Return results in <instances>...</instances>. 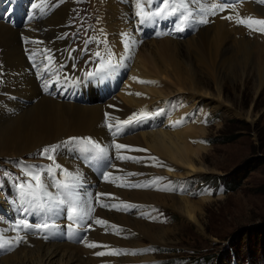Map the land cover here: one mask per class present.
Masks as SVG:
<instances>
[{
    "label": "bare ground",
    "instance_id": "bare-ground-1",
    "mask_svg": "<svg viewBox=\"0 0 264 264\" xmlns=\"http://www.w3.org/2000/svg\"><path fill=\"white\" fill-rule=\"evenodd\" d=\"M96 1L99 10V24L96 27L102 42L100 50L108 58L104 65L113 70L127 64V74L120 87L115 85L113 78L108 81L111 91L102 89L97 80H105L100 71L88 76L76 57L67 51L65 45L68 40L62 33L67 30L65 23L68 22L72 6L69 2L53 6L55 1L49 0V6L44 7L40 0H36L39 7L45 8L36 21L33 2L0 0V12L3 7L10 5L9 10L4 11L5 15L0 17V62L9 75L0 104V159L29 155L35 149L59 139L93 138L105 150H112L111 155L115 159L113 170L122 174L117 180L106 181L105 192L99 195L103 182L95 179L83 167L75 145L72 146V155L64 149L57 150L55 164L64 168L61 174L64 180L61 178V183L66 181L70 185L68 195L62 192L60 197L57 193L60 200L68 205L75 199L77 207L93 209L107 224L95 223L90 213V221L86 222L90 223L87 226L90 232L87 231L86 236L84 228L80 233L73 232L77 221L83 226L84 220L88 219L70 221L65 203L62 209L66 213L57 208V201L51 198V213L54 212V216L52 214L50 225H55L51 228L63 231L64 235L57 231L51 235L54 230H50L47 236L45 230H40L34 238L14 229L8 220L14 223L17 214L0 195V233L6 234L4 248L16 251L2 258L0 264H106L114 263L113 260L120 257L123 262H133L130 257L140 246V238L151 243H163L173 231L170 227H164L165 223L163 226L151 223L149 206L154 203L168 206L183 219L196 223V213L201 211L205 201L211 199L207 194L193 201L185 194L164 196L144 191L140 189L145 184L144 175L141 174L146 167L147 173H150L149 167L160 162L165 164L166 170L159 174L170 175L180 168L183 170L181 174L172 175L178 178L202 176L206 173L203 162L208 148L202 145L201 138L206 135V129L202 127L203 114L195 109L196 103L203 100L212 106L213 111L225 108L231 114L234 104L224 94L227 81L231 84L243 83L246 74L255 70L260 85L263 83L261 58L258 57L259 62L254 65L253 40L244 36L249 29L236 25L237 14L257 19H260L259 15L261 18L264 16V6L256 4L254 0L231 4L229 8L217 10L215 14L206 13L205 10L210 3L224 4L225 0H184V9L190 14L188 19L194 20L193 24H185L184 27L192 34H184L179 30L171 37L163 38L147 34L148 28L141 25L145 22L141 23L136 16L137 0ZM141 3L146 10L153 11L156 2L141 0ZM205 15L208 22L199 23ZM171 16L153 17L148 21L163 24V20ZM228 16L232 19L223 18ZM174 22L171 27L176 28L177 25L178 28L180 24L177 16ZM44 56L48 57L47 62L50 63L48 72L41 73L42 66H38L34 72L28 60L37 63ZM49 75L61 78L52 80L47 77ZM118 75V72L113 73V77ZM208 81L212 83L211 87L207 86ZM178 99H183L181 105ZM140 110L147 112L152 119L126 126L116 135L113 134L115 127L110 131L105 123L106 113L108 123L116 125L118 121ZM194 114L201 127L192 125L190 120H194ZM159 115L164 116L159 118ZM194 141L197 146H192ZM116 143L128 147L117 150ZM118 157L128 159L119 160ZM46 180L44 176L42 181ZM121 184L125 186H118ZM80 188L83 193L79 192ZM23 202L27 208L21 205ZM121 202L131 207L124 208ZM19 203L23 213L26 211L31 218L38 217L29 208L27 199H19ZM101 204L109 207H101ZM112 205L119 206L120 210ZM112 225L117 228H112ZM98 241L104 242L107 247L86 246L87 242ZM31 242L33 248H25ZM85 247L91 251L85 250ZM112 249L122 251L112 258L108 254ZM97 252L106 254L98 256L95 254Z\"/></svg>",
    "mask_w": 264,
    "mask_h": 264
},
{
    "label": "rangeland",
    "instance_id": "rangeland-1",
    "mask_svg": "<svg viewBox=\"0 0 264 264\" xmlns=\"http://www.w3.org/2000/svg\"><path fill=\"white\" fill-rule=\"evenodd\" d=\"M35 1L36 0H28V3L32 4V2L35 3ZM54 1L55 2L52 4L53 6H62L68 2L72 5L68 22H66L71 23L72 28L66 25L67 30L64 32V34L68 35L66 39H72L76 31H79V27L82 26L87 30L89 35L93 37V41L96 44L101 42L98 40V32L92 30L95 25L97 26L99 24V10L96 7V0ZM241 2L245 1L242 0ZM254 2L264 6L263 0H254ZM9 8L10 5L3 7L0 12V17L4 16V11L6 9L9 10ZM156 9L157 8L154 7V10ZM184 10L189 16V11H187V9ZM35 13L37 15H35L37 17V19L36 17L35 19L38 21L42 15L39 11V7L35 9ZM258 17L264 19V16L261 18L259 15ZM179 18L180 16H177L178 22L180 21ZM95 19H97V23ZM193 21V19H187L184 22L182 30L184 34H192V31L184 26L185 24H193ZM236 25L238 27H245L237 22ZM203 26H205V24H203ZM186 28L188 30H185ZM250 32V30L247 31V33L245 32L244 36H246L245 38L248 37L247 39L250 41L253 40L251 43L253 42L252 48L255 50L253 57L254 65L258 64L259 61H257V59L259 57L262 62L260 64L264 68V33L257 31ZM251 35H253V38ZM99 37L101 38V34H99ZM250 71L251 72H248L244 77L243 83L236 82L231 84V82L227 81L225 84L224 94L228 100L234 104V112L231 114H229L225 108L213 111L212 106L207 105L203 100L197 102L195 105L196 111L203 114L202 127L206 129V135L201 138L203 142L202 145L208 148L207 152L204 153L203 162L206 173L199 177L190 176L178 178L172 174L178 176L183 170L176 168L170 175L159 174L158 172L166 170V166L164 163L158 162L157 164H153L152 167H149L151 169L150 173H147L146 167L141 174L144 175L145 184L142 185L140 189L144 191L156 192L164 196L185 194L187 198L193 201H197L201 195L207 194L208 198L211 199L205 201L201 207V211L196 213V223L190 219H183L178 213L171 211L168 206L161 203L150 204L151 223L161 226L165 223L164 227H170L173 230L165 237L163 241L164 244L151 243L140 238V246L136 247L135 252L130 257L133 262H123L120 257L119 259L121 261L119 259H114V263L106 262V264H194L195 262H197L196 264H204L205 262L202 259L204 256L214 257L212 264H220V261L229 264L228 258L225 259V255L223 256L224 258H221V256L223 252L230 247L234 248L235 254L240 256L242 260L247 256L257 259L264 258V194L259 191L260 185L264 184V80L262 85H260L256 71ZM0 72L1 104L9 78L1 62ZM207 86L211 87L212 83H207ZM178 100L181 105L183 99ZM210 109L213 112L210 111ZM193 118L194 120H190L192 125L201 127L197 122L195 114L192 119ZM147 119H152V117ZM227 134H230V136H226ZM227 137H234V139L227 141ZM67 140L69 141V138L59 139L52 144L49 143L42 148L35 149L26 156L15 157L13 159H0V195L3 199L6 198L4 201L6 202L7 200L11 206H14L13 199L19 194L17 185L28 180L26 172L29 170L38 171L41 175V179L44 177L43 175L47 178L53 175L52 178L56 180L55 174L58 171L62 173L64 168L56 166L54 157L56 151L62 149L63 143L66 144ZM193 144L192 146H197L195 141ZM50 145H58L55 151H50L48 153V155L53 157L51 160L48 159L47 155H41L44 147ZM141 175L139 183L141 181ZM224 179L231 187V190L228 192L224 191V186L222 184ZM62 180H64V178H62ZM120 183L121 181L119 184ZM102 184V192H100L99 195H101L103 191L105 192L106 183L103 182ZM43 185L44 191L41 192L40 196L35 200L39 203L41 209L32 208L29 203V208L32 212L38 214L37 218H31L34 222V224H32L33 226L35 224L44 223L42 219L45 217L51 216L53 218L54 216V212L45 214V210H42L47 207L46 211H49V201L45 192L49 194L50 199L54 198L53 201L60 200L57 191L53 188L49 180L43 181ZM62 192L68 195L67 190L64 188ZM79 192L83 193V189L80 188ZM24 204L25 202L21 205L25 206ZM6 205H8L7 202ZM19 206L20 203L18 204V208ZM56 207L61 208L62 211L64 210L62 209V204L58 203ZM87 208L89 207H86L84 210ZM52 211L53 206L51 204V212ZM91 214L93 216V221H96V219L101 220L97 212L91 211ZM20 215V213H17L14 221L15 225H17L16 220H18L17 218L20 217ZM89 218L90 214L84 216V219L88 220H84L85 224L83 226H81L80 221H77V228L74 227L73 232L80 233L83 231V228L90 232V230L87 229L90 223H86L90 221ZM50 224L51 222L49 225ZM34 228L35 227L27 230L25 229L23 232L21 229H14H17V232H22L35 238L40 230ZM79 228L82 229L79 231ZM28 230L29 233H27ZM44 230L46 231L45 234H48L50 230L51 232L54 230L52 233L50 232L51 235L56 233L64 235L63 231L51 227L50 229L48 228L49 231L47 229ZM44 230L41 231L44 232ZM82 237L83 234L81 238ZM4 240L6 241V234L2 232L0 233V242H5ZM32 243L33 242L27 244L25 248H33ZM95 243L104 244L102 241ZM84 249L89 252L91 251L87 247ZM12 252L15 253L16 251H8L5 250L4 247H0V260L6 257V255L9 256L13 254ZM111 255L113 258V254ZM216 256L220 258L217 262L215 260ZM240 257L239 259L237 257L232 258L231 264H241ZM96 263L100 264V262Z\"/></svg>",
    "mask_w": 264,
    "mask_h": 264
},
{
    "label": "snow or ice",
    "instance_id": "snow-or-ice-1",
    "mask_svg": "<svg viewBox=\"0 0 264 264\" xmlns=\"http://www.w3.org/2000/svg\"><path fill=\"white\" fill-rule=\"evenodd\" d=\"M40 4L44 5V7H48L49 6V0H40ZM39 7V5L37 3H33L32 4V8L35 10ZM44 7H39V10L41 13L44 12ZM136 7H137V11H136V16L139 18L141 23H144L148 20H151L153 17H161L164 16L166 18L167 15H176L181 9L185 8V2L184 0H163L162 6L157 8L155 11H150V10H146L144 5L141 3V0H137L136 3ZM230 5L227 4H221V3H210L209 7L205 10L206 13H211V14H215L217 10L219 11H224L225 9L229 8ZM226 19H232L231 16L228 17H223ZM31 19V17H30ZM188 19V15H181L179 24L180 26L178 27V30L182 31L183 30V25L184 22ZM199 23H207L208 20L206 18V15L201 18L199 21ZM236 22L238 24H242L245 27H247L250 31H257V32H261L264 33V19H257L254 18L252 16H247V17H239L237 16L236 18ZM25 42H27V39L25 40ZM97 56L100 55L99 52L96 53ZM110 56L111 54H109V63H110ZM31 58V57H30ZM103 69H98L97 71H101ZM89 76L94 75V73H88ZM133 79H136L135 77H133ZM141 83H155L152 81H140ZM136 95H140L139 93H137ZM106 116V125L109 128V130L111 131L113 127H115V133H113L114 135L122 132L124 130V127L132 125L133 123H137L140 122L144 119H147L149 114L147 112H145L144 110H140L139 112H134L132 115H130L127 119L123 120V121H118L116 125H113L111 123H108L107 120V116L108 114H105ZM80 140L83 142V144L87 145V146H91L92 149L97 150L99 153H103L104 149L100 148V146L95 143L91 138H69V142L71 141H77ZM56 145H50L45 147L42 150L41 155H47L48 159H53V157L51 155H48V153L50 151H55L56 149ZM128 146L124 145V144H119L116 143L115 144V148L117 150L119 149H124ZM87 150V149H85ZM139 150V149H138ZM142 151V150H139ZM121 159H128L127 157H118ZM26 175L28 176V180L26 182H22L20 184L17 185L18 189H19V193H20V198L23 200L25 198H29L31 200H36L39 196L40 193L44 191V185H43V181L41 179V175L38 171H34V170H29L28 172H26ZM109 173L105 172L104 173V178L107 180L109 178ZM129 175H135L133 173H130ZM73 179H76L77 177H72ZM118 186H125L123 184L118 185ZM132 186H140V185H132ZM60 187L64 188L65 190H68L70 188V185L67 183H63L60 185ZM57 203L59 204H64L65 201L64 200H57ZM123 204L124 208H128L131 207V205H128L126 202H121ZM101 207H109V205H105V204H101ZM111 207L116 208V210H120V207L117 205H112ZM91 211H93V209L91 208H87L86 210L80 209L79 207L76 206V201L72 200L69 202L68 204V208H67V212H68V219L70 221H77V220H82L84 218V216H87L91 213ZM95 223L100 224V225H104L107 224V221H103L100 219H96ZM17 227H22L24 229H29L32 227H35L36 229L39 230H44V229H48L50 227H55V225H49L48 223H41V224H35L34 226L29 224L27 221L25 220H20L17 222ZM71 225H69V228L71 229ZM112 228L116 229L117 226L116 225H112ZM117 234H119V232L117 231ZM47 238V237H45ZM18 239H23V237H19ZM6 242H0V247H4ZM87 247H107L106 245H97L94 242L91 243H87L86 244ZM122 250H117V249H112L110 253L108 254H120ZM96 255H105L106 253L104 252H97L95 253Z\"/></svg>",
    "mask_w": 264,
    "mask_h": 264
},
{
    "label": "trees",
    "instance_id": "trees-1",
    "mask_svg": "<svg viewBox=\"0 0 264 264\" xmlns=\"http://www.w3.org/2000/svg\"><path fill=\"white\" fill-rule=\"evenodd\" d=\"M226 134V133H225ZM226 136H230V134H227ZM234 137H227V141H231L233 140ZM222 183L224 184V187H225V191L228 192L231 190V187L229 185V183L224 179L222 181ZM259 191L261 193L264 194V184L260 185L259 187ZM225 255V259L228 258V262L229 264H231V260H232V256H234L235 258L237 257L239 259L240 256H237L234 252V248L233 247H230L228 248L225 252H223L221 258H224L223 256ZM213 258L212 256H204L202 259L204 260V264H212L213 263ZM220 258L218 256L215 257V260L216 262L219 260ZM224 259V260H225ZM240 261H241V264H264V258L262 259H257V258H253V257H245V259L242 260V258L240 257ZM197 262H195L194 264H196ZM226 263V262H225ZM224 261H220V264H225Z\"/></svg>",
    "mask_w": 264,
    "mask_h": 264
}]
</instances>
